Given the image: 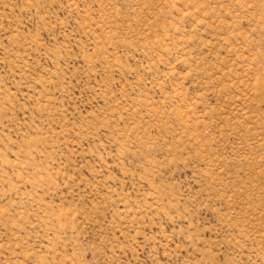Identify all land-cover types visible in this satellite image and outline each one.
Listing matches in <instances>:
<instances>
[{
  "label": "rangeland",
  "instance_id": "rangeland-1",
  "mask_svg": "<svg viewBox=\"0 0 264 264\" xmlns=\"http://www.w3.org/2000/svg\"><path fill=\"white\" fill-rule=\"evenodd\" d=\"M0 264H264V0H0Z\"/></svg>",
  "mask_w": 264,
  "mask_h": 264
}]
</instances>
